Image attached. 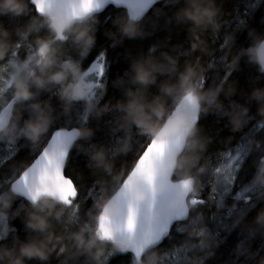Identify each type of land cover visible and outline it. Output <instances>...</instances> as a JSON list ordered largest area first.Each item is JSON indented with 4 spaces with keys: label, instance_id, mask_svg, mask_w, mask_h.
Segmentation results:
<instances>
[{
    "label": "clouds",
    "instance_id": "clouds-1",
    "mask_svg": "<svg viewBox=\"0 0 264 264\" xmlns=\"http://www.w3.org/2000/svg\"><path fill=\"white\" fill-rule=\"evenodd\" d=\"M166 5H181L167 23L190 25V31L216 32L219 29L217 18L220 8L216 0H166ZM30 6L31 0H0V16H8L12 21L29 18L25 24L13 30L0 23V81L11 78V97L14 101L10 111L6 106L0 110L4 114V119L0 120V143L11 145L24 140L32 150H36L56 121L61 116L72 118L75 106L84 102L85 112L77 114V119L82 123L72 130L75 142L68 144L67 149L84 151L92 169L102 170L111 177L112 188L95 202V212L90 211L87 220L80 222L77 230L69 231V226L76 223L75 207L61 199L55 185L49 183L47 191L28 199L29 204L22 209V223L31 235L26 240L14 237L12 247L0 243V264H31L33 261L49 264L58 248L69 260L75 261L83 256L86 264H109L108 254H127L136 242L134 233L121 236L97 231L100 216L115 217L120 213L118 191L128 170H116L114 161L130 151L133 134L157 140L184 137L179 150L165 155L157 163L156 176L160 180L154 189L159 193L168 188L164 182L166 175L174 176L175 182L190 181L187 190L178 188L180 194L167 205L169 212L178 213L185 206V196L189 197L190 205L191 198L199 197L205 187L202 177L208 172V165L201 161L208 140L199 126L200 117L210 114L226 117L231 129L236 131L247 123L249 105L254 102L258 106L260 123L264 124V87H253L246 94L245 104H225V100H231L237 94L236 81L220 77L213 86L204 87L202 82L210 66L186 61L181 69L177 56L164 51L157 56V48L152 47L146 56L130 57L129 72L115 81V86L122 89L124 94V99L118 100L115 105L119 113L116 129L123 134L110 147L94 145L90 142L95 130L88 126V121L101 119L110 108L100 105L104 89L97 91L95 98H88L89 76L81 61L87 58L96 44L98 13L93 9L79 15H69L67 11L44 8L32 15ZM146 13L138 17L128 13L116 17L113 20L115 31L106 32L105 36L114 42V46L124 39L144 38L148 35L143 29ZM155 15L160 16L161 10L156 9ZM42 30L47 34L39 35ZM13 36L24 41L34 37V48L26 59H10L17 47ZM236 38V33H232L224 41L230 51L236 48ZM248 38L246 48L240 47L231 54L228 68L238 71L244 59L255 65L258 73L264 76V32L248 29ZM66 46H71L77 58L65 55ZM160 76H167L168 79L159 83L158 94L149 97L148 89L157 85ZM5 91L7 89L0 90V106L5 105ZM44 93L55 96L60 106L59 112L49 100L40 99ZM175 106H179L180 110L173 115ZM25 112L28 113L27 119L24 118ZM248 150L249 153L264 154V139L253 135ZM252 183L259 189L257 199L264 203V155L258 162ZM149 191L153 189L140 175L127 188L128 195L136 202L148 199ZM18 197H21V193L12 186L0 191V222L10 219ZM233 207L237 215L231 225L223 228L228 232L239 227L247 217V212L238 205ZM16 217L20 218V215ZM146 218L153 224H159L161 213L150 210ZM58 224L65 227V232L56 231ZM177 231L187 239L200 238L203 255L191 257L187 264H206L221 243L203 227L199 214L190 216L187 223L178 226ZM256 234L264 235V207L257 211L245 239L254 238ZM9 235L7 228L0 227V241ZM236 255L237 261L241 256L245 261L254 259L251 249L242 247L241 243L236 247ZM134 264H163V256L158 250H146L134 260ZM256 264H264V257Z\"/></svg>",
    "mask_w": 264,
    "mask_h": 264
},
{
    "label": "trees",
    "instance_id": "trees-1",
    "mask_svg": "<svg viewBox=\"0 0 264 264\" xmlns=\"http://www.w3.org/2000/svg\"><path fill=\"white\" fill-rule=\"evenodd\" d=\"M216 2L220 8L217 18L219 29L216 32L211 30L190 31V25H177L174 22L167 23L168 18L181 5L167 6L166 0H163L156 4L144 18L143 29L148 33L147 36L137 39H124L121 44L116 46H114L112 40L105 36V33L115 31L113 20L118 16L126 15L125 10L108 7L104 12L97 14L99 24L96 28V44L91 53L81 63L83 69H85L93 63L101 52L104 53L107 72L103 78L105 87L103 88L104 95L100 99V105H107L110 111L101 119H89L88 126L95 130V135L90 143L97 146L110 147L116 138L123 134L119 132L113 135V129H116V120L119 117L115 105L118 100L124 99L123 90L115 86V81L118 77H124L129 72L130 57L146 56L152 47L157 48L155 53L157 56H159L161 51L177 56L181 69L186 61L199 62L205 67L211 66L206 73L204 87L213 86L218 82L220 77L225 76H228L230 81H236L237 94L231 100H225V104H245L247 101L246 94L250 93L253 87H264V76L258 73L255 65L247 63L246 60H241L238 71H231L228 68L231 62V54L235 53L240 47L246 48L248 46V29L264 32V0H216ZM30 7L32 8V15H36L34 8ZM156 9L161 10L160 16L155 15ZM28 19V17H21L18 20L12 21L8 16H0V23H3L6 28L13 30L15 27L25 24ZM240 21H244V24L240 25ZM232 33H236L237 35V44L236 48L230 51L224 41ZM46 34L45 30L39 33L41 36ZM33 39L34 37L28 41H24L13 36V40L19 44V48L16 47L15 49L16 59L23 60L27 58L34 48ZM65 55L77 58V53L71 46L65 47ZM166 79H168L167 76L158 77L157 85L150 86L148 89L149 97L158 94L159 83ZM40 99L49 100L59 112L60 106L55 96L44 93ZM221 99L223 100L224 97L222 96ZM249 107L250 119H248L241 129L236 131L231 129V125L226 117L210 114L201 116L199 119L202 134L208 140L206 151L202 154L201 163H207L208 172L202 177L205 187L199 196L205 200V203L197 205L192 211L191 216L194 217L199 214L202 217L203 227L213 235H216L217 239L221 241L219 247L214 249V256L207 260L206 264H232V261H235L237 257V245L247 237V229L252 225L253 218L256 216L258 209L264 207V203H259L256 209L248 213L246 219L239 227L231 232L225 231L219 226L222 222L231 225L235 216L228 217L227 207L221 208L217 206L216 201L212 199V185L209 183V181H214V167L219 166L221 161V157L215 160L217 151H233L239 144L247 142L248 135L252 129H256L253 135L257 132V125L260 124V118L257 115L258 106L253 102ZM83 110L84 102H80L75 106L71 126H76V122L78 121L77 114H82ZM24 118H28L27 112L24 113ZM65 122L66 117L61 116L50 128L49 133L60 126H67ZM146 142V137L134 133L130 141V151L126 155L117 157L114 161L116 170L126 171L130 169L134 163L135 156ZM44 145L45 142L43 140L40 148L32 150L24 140L16 142L14 147L0 143V191L6 190L9 187L12 177L25 169ZM261 156L262 153L255 158L257 162L254 165H248L247 168L241 167L236 181L237 185L233 187L232 195L236 191H239L241 186L246 184V182H252ZM67 172L78 188L76 203L79 204V220L80 222L86 221L88 218L87 214L90 211L95 212V202L111 191V177L102 170L92 169L88 156L84 151L77 148L72 149L67 164ZM226 204L228 206L237 204L239 207H243L242 202H237L233 198H227ZM27 205L28 203L23 199L19 197L16 199L13 205V212L8 221L10 228L14 229V231H10V235L5 240L0 241V243L12 247L14 237L26 240L31 235L30 231L22 223V209L27 207ZM17 210L20 211V218L15 215ZM180 224L182 222L174 224L169 236L158 246L157 250L163 256V264H169L164 254H167L174 247L185 243L199 244L200 238L187 239L176 231V228ZM78 226L79 224L75 223L69 226L68 230L75 231ZM56 231L58 233L65 232V227L62 224H58ZM248 240L251 244V251L259 255L253 260L248 261L247 264H256L261 257H264V235L256 234L254 238H248ZM199 255L202 256L203 253L200 251ZM133 260L134 258L129 252L127 254H114L109 259V264H133ZM31 264H37V262L33 261ZM49 264H86V258L81 256L75 261L69 260L66 254L61 253L58 248L53 253ZM181 264H185L183 259L181 260ZM237 264H245L243 256L239 257Z\"/></svg>",
    "mask_w": 264,
    "mask_h": 264
},
{
    "label": "snow or ice",
    "instance_id": "snow-or-ice-1",
    "mask_svg": "<svg viewBox=\"0 0 264 264\" xmlns=\"http://www.w3.org/2000/svg\"><path fill=\"white\" fill-rule=\"evenodd\" d=\"M156 4V0H31V5L34 8L35 13H39L44 8L54 9L55 11H67L69 15H79L84 11L95 10L97 13L102 12L108 5L123 6L127 9V13L130 16L138 17L139 15L146 13L152 6ZM244 21H240V25H243ZM19 48V44H17ZM10 59H16V52H14ZM211 67V66H210ZM107 72V64L105 62V55L103 52L99 54L95 62L86 67V73L89 76V99L95 98L98 90L105 87L104 77ZM225 78H229L225 76ZM205 81L202 82L204 86ZM7 89L4 92L3 98L5 99V105L0 107H7L10 111L14 105V101L11 97V78H6L4 81H0V90ZM187 99H190L187 98ZM179 106L173 108V115L179 112ZM85 112L83 110L82 114ZM4 119V114L0 113V120ZM250 119V118H248ZM72 118L66 117L65 124L67 126H60L57 129L51 131L44 137L45 146L38 156L22 171L16 173L11 181L10 186L18 190L21 193V197H25L27 200L32 198L35 194L47 191V185L49 183L55 185L57 194L61 199L73 204L76 212V223L79 224V204L76 203L78 199V188L74 180L68 175L67 164L71 156L72 150L67 149V145L75 142L73 135V129L79 127L82 121L78 120L76 126H71ZM258 129H264V124L257 125ZM256 129H252L247 138L245 144H239L234 152L226 154V162L222 165L214 167V181H209L212 185V199L216 201L218 207H227L228 217L237 215L234 210L233 204L228 206L226 204L227 198H233L237 202H242L244 211L248 213L257 208V205L261 203L257 199V193L259 189L255 184L248 183L241 186L239 191H236L232 195L233 187L238 179V173L243 165L244 157L249 154L248 143L250 142ZM119 133L118 129H113V135ZM147 142L144 143L140 149V152L135 156L134 163L128 169L126 178L122 181V185L118 191L120 199V212L122 205H127L126 215L123 217L122 222H116L113 217L102 215L97 221V231L108 234H118L124 236L126 232L134 233L136 236L135 246L132 249L134 253V260L140 257L146 250H157L161 241L169 236L170 229L174 222L187 223V219L191 216L192 211L197 205H203L205 200L196 197L191 198L190 205L188 203L189 197L185 196V206L178 213H171L168 211L167 206H161L159 212L161 213V222L159 224H153L147 220L149 211H154V206L157 203L158 196L165 194L168 199V203L174 200L180 193L178 188L183 187L187 190L190 181L174 182L172 176L166 175L164 182L168 184V188L164 191L156 193L154 191L156 184L160 178L156 176L157 163L162 161L164 156L171 154L181 148L184 137L176 136L172 139H151L146 138ZM9 146L14 147L15 144ZM137 175L143 176L150 189L153 191L148 192V199L144 203V214L146 223L139 225L138 227V206L127 192V188L130 183L133 182ZM99 199V198H97ZM168 205V204H167ZM255 205V207H253ZM259 210V209H258ZM15 215H20V211L17 210ZM8 220L0 222V227L11 229ZM227 224L223 222L219 227L222 229ZM178 228V227H177ZM176 228V231H177ZM178 232V231H177ZM203 236V230L201 231ZM216 236V235H215ZM242 247L250 248L251 244L248 239H244L241 242ZM200 248V241L198 245L193 244H181L178 247L171 249L166 259L169 264H181L183 259L185 264L193 257L198 256ZM259 255L253 253L254 258ZM109 259L114 254H108ZM190 257V258H189ZM133 260V264H134ZM236 262L232 261V264ZM248 261H245L247 264Z\"/></svg>",
    "mask_w": 264,
    "mask_h": 264
},
{
    "label": "water",
    "instance_id": "water-1",
    "mask_svg": "<svg viewBox=\"0 0 264 264\" xmlns=\"http://www.w3.org/2000/svg\"><path fill=\"white\" fill-rule=\"evenodd\" d=\"M163 0H158V2L156 3V4H158V3H160V2H162ZM156 4H154L153 6H152V8L156 5ZM108 7H114V8H120V9H123V10H125V12L127 13V9L125 8V7H123L122 5L121 6H116V5H108V6H106V8H108ZM105 8V9H106ZM152 8H150L148 11H147V13L152 9ZM105 9L102 11V12H104L105 11ZM102 12H100V13H102ZM100 13H98V14H100ZM146 13V14H147ZM37 14V13H36ZM2 110V109H1ZM45 146V145H44ZM42 151V150H41ZM39 154V153H38ZM38 154L33 158V160L31 161V163L34 161V159L38 156ZM30 163V164H31ZM30 164L28 165V166H30ZM27 166V167H28ZM174 177V176H173ZM173 177L171 178L174 182H175V180L173 179ZM19 198H21V199H23L24 201H26L28 204H29V201L25 198V197H19ZM136 204H137V206H138V227H139V225H141V224H144V223H146V218H145V214H144V203L143 202H135ZM167 204H168V199H167V196L165 195V194H162L161 196H158V198H157V203H156V205L154 206V211H159V209L161 208V206L163 205V206H167ZM126 210H127V205L126 204H124V205H122V209H121V212L119 213V215H117V216H115V217H113V219L116 221V222H122V219H123V217L126 215ZM177 222H179V221H177ZM174 223H176V222H174ZM173 223V224H174ZM173 226V225H172ZM119 234V233H118ZM123 235H127V233L126 232H124L123 233ZM165 239V238H164ZM163 239V240H164ZM162 240V241H163ZM162 241H161V243H162ZM160 243V244H161ZM129 253H131L133 256H134V253L132 252V251H129ZM135 257V256H134Z\"/></svg>",
    "mask_w": 264,
    "mask_h": 264
},
{
    "label": "rangeland",
    "instance_id": "rangeland-1",
    "mask_svg": "<svg viewBox=\"0 0 264 264\" xmlns=\"http://www.w3.org/2000/svg\"><path fill=\"white\" fill-rule=\"evenodd\" d=\"M96 60V59H95ZM95 60L93 61V62H95ZM91 65V64H90ZM90 65H88V66H90ZM87 66V67H88ZM85 70H86V68H85ZM2 107H0V109H1ZM248 135V134H247ZM255 135L257 136V138H260V139H264V129H258L257 130V132L255 133ZM249 136V135H248ZM236 149V148H235ZM229 152H234V150L232 151V150H230V151H222L221 152V150H219V151H217V155H216V157H215V160H218L220 157H221V161H220V164L219 165H222L223 163H225L226 162V154L227 153H229ZM248 155H250L249 156V159H248ZM247 155V157H244V160H243V165L241 166L242 168H244V167H248V165L249 166H251V165H254L256 162H257V159L255 160V158H257V156H260L261 155V153H249ZM263 155V154H262ZM237 184H235L234 186H236ZM169 263V262H168Z\"/></svg>",
    "mask_w": 264,
    "mask_h": 264
},
{
    "label": "bare ground",
    "instance_id": "bare-ground-1",
    "mask_svg": "<svg viewBox=\"0 0 264 264\" xmlns=\"http://www.w3.org/2000/svg\"><path fill=\"white\" fill-rule=\"evenodd\" d=\"M159 245H160V244H159ZM159 245H158V246H159Z\"/></svg>",
    "mask_w": 264,
    "mask_h": 264
}]
</instances>
